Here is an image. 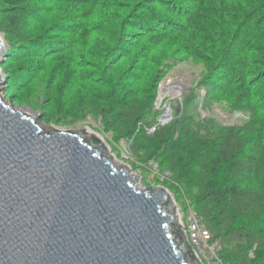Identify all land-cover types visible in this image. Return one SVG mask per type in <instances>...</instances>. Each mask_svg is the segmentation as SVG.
<instances>
[{
  "label": "trees",
  "instance_id": "16d2710c",
  "mask_svg": "<svg viewBox=\"0 0 264 264\" xmlns=\"http://www.w3.org/2000/svg\"><path fill=\"white\" fill-rule=\"evenodd\" d=\"M0 30L13 101L42 96L43 119L126 141L226 263L264 264V0H0ZM186 60L202 72L161 124L159 85ZM216 103L247 118L223 125Z\"/></svg>",
  "mask_w": 264,
  "mask_h": 264
},
{
  "label": "water",
  "instance_id": "95a60500",
  "mask_svg": "<svg viewBox=\"0 0 264 264\" xmlns=\"http://www.w3.org/2000/svg\"><path fill=\"white\" fill-rule=\"evenodd\" d=\"M39 116L0 95V264H203L166 187L140 186L88 127L43 132Z\"/></svg>",
  "mask_w": 264,
  "mask_h": 264
},
{
  "label": "rangeland",
  "instance_id": "374dc122",
  "mask_svg": "<svg viewBox=\"0 0 264 264\" xmlns=\"http://www.w3.org/2000/svg\"><path fill=\"white\" fill-rule=\"evenodd\" d=\"M0 36L5 40V35L4 33L0 30ZM7 43H6V50H7ZM7 59V56H3L2 61H0V77L2 80H4L3 83H0V95H2L3 101L12 106L15 109L22 110L24 113L27 115H36L39 114L40 116L38 117V124L42 128H45L43 132H48L53 129H59V130H73V131H78L83 128L88 127L90 131L96 132L102 138H104L105 142L108 144L110 147L111 153L115 156L114 162L118 165H120L119 162L125 164L126 166L130 167V169L139 177V184L140 186L145 187V189L148 190H153L156 187L159 186H165V184L162 182L164 179L163 175H159L157 163L156 165L151 166L149 165L150 168L143 169L141 167L137 168L133 163V154L130 150V145L126 143V141H121L120 143H116V141L111 140L106 133H104L102 130H100L99 124L95 123L92 120H86L82 122H77L74 124H66V125H59L54 123V121H47L43 119V111H44V104L41 105L40 99H42V96H40L37 99L31 100L33 104L27 100V102L20 103V102H15L11 99V96L7 93L8 90V73H9V68L5 66V61ZM203 66L202 65H197L195 64L192 60H186L183 61L179 64H177L174 69L167 74L164 79L161 81L166 82L168 80H175V83L178 84V87L175 88L174 90H170L167 92H163L162 94L159 93V88H158V96L156 98V107L160 110H162V115L159 117V120L161 118L164 119H173V105L177 104L176 101H183L186 94L190 91L192 87H194L197 84V80L200 77V73L202 72ZM160 83V84H161ZM201 93L204 94L203 89L200 90ZM160 94V95H159ZM160 96V97H159ZM36 100V101H34ZM17 101V100H16ZM43 103V102H42ZM212 111L216 118L223 124V125H233L237 123H241L243 120L247 118L246 114L242 111H234L230 112L227 110L222 109L221 105L219 104H214ZM201 113L203 116L207 115V113L211 114V111L201 109ZM168 121V122H169ZM166 122L165 124H167ZM86 135V134H85ZM87 137V136H86ZM124 167V166H123ZM156 176H159V181H157ZM173 195L174 199L176 200L177 204L182 207V209L185 211L186 214L189 213V206L188 203L183 195H180L176 190L174 189H169L166 187ZM187 221L186 219H184Z\"/></svg>",
  "mask_w": 264,
  "mask_h": 264
},
{
  "label": "built area",
  "instance_id": "2783aa9c",
  "mask_svg": "<svg viewBox=\"0 0 264 264\" xmlns=\"http://www.w3.org/2000/svg\"><path fill=\"white\" fill-rule=\"evenodd\" d=\"M169 119H160L161 124H165ZM155 127L150 132L155 131ZM188 203L189 213L186 214L180 205H178V213L183 221L189 241L193 245L197 256L203 264H228L222 256V244L220 240L214 239L208 227L203 222L202 216ZM186 219L187 221H185Z\"/></svg>",
  "mask_w": 264,
  "mask_h": 264
},
{
  "label": "bare ground",
  "instance_id": "6f19581e",
  "mask_svg": "<svg viewBox=\"0 0 264 264\" xmlns=\"http://www.w3.org/2000/svg\"><path fill=\"white\" fill-rule=\"evenodd\" d=\"M177 87H178V84L175 83V80L174 81L173 80H168V81H166V82H164L162 84V89L160 91V94H162L163 92H167V91H170V90H174ZM87 129H89V128H87ZM90 132L86 133V136L87 137L93 136L92 133H94V132H92V131H90Z\"/></svg>",
  "mask_w": 264,
  "mask_h": 264
}]
</instances>
